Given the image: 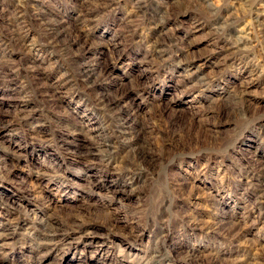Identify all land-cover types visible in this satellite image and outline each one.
Masks as SVG:
<instances>
[{"label":"rangeland","instance_id":"obj_1","mask_svg":"<svg viewBox=\"0 0 264 264\" xmlns=\"http://www.w3.org/2000/svg\"><path fill=\"white\" fill-rule=\"evenodd\" d=\"M0 264H264V0H0Z\"/></svg>","mask_w":264,"mask_h":264},{"label":"bare ground","instance_id":"obj_2","mask_svg":"<svg viewBox=\"0 0 264 264\" xmlns=\"http://www.w3.org/2000/svg\"><path fill=\"white\" fill-rule=\"evenodd\" d=\"M255 18H258L259 17V14L258 13H254L253 14ZM58 33V32H57ZM55 34V33H54ZM57 36V35H56ZM49 40H52L53 41V44L54 43H57V38H52V36L50 37ZM244 38L239 36L236 41H235V47H239L237 45H240L241 42H243ZM57 45V44H55ZM243 45V44H242ZM90 74H89V69L88 68H85L81 73H80V82L83 83L82 85H85L86 83H88L90 81ZM87 86V85H86ZM121 133V132H119ZM97 145V144H96ZM99 146H96V149L95 151H92V152H97L98 154L101 155L102 158H110V156L113 155V152H111L109 149H114L115 147L110 145L109 143L107 144L106 141H102L100 144H98ZM103 147L104 149H101L99 147ZM98 148V149H97ZM107 148V149H106ZM117 149V148H116ZM91 152V153H92ZM105 154V156L103 155ZM96 155V154H95ZM97 156V155H96ZM109 159V160H110ZM138 159H141V161H145L144 158L141 156V158L138 157ZM134 161V160H133ZM135 162V161H134ZM140 162V161H139ZM142 163V162H141ZM145 163V162H144ZM143 163V164H144ZM140 165V164H139Z\"/></svg>","mask_w":264,"mask_h":264}]
</instances>
